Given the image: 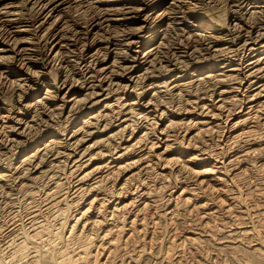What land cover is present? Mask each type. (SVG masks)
<instances>
[{
    "label": "bare ground",
    "instance_id": "1",
    "mask_svg": "<svg viewBox=\"0 0 264 264\" xmlns=\"http://www.w3.org/2000/svg\"><path fill=\"white\" fill-rule=\"evenodd\" d=\"M0 264H264V0H0Z\"/></svg>",
    "mask_w": 264,
    "mask_h": 264
},
{
    "label": "rangeland",
    "instance_id": "2",
    "mask_svg": "<svg viewBox=\"0 0 264 264\" xmlns=\"http://www.w3.org/2000/svg\"><path fill=\"white\" fill-rule=\"evenodd\" d=\"M249 25H250V24H249ZM249 25H248V26H249ZM183 45H185V44H182V46H181V47H182V49L180 50V51H181V53H182V52H184L183 48H184L185 46H183ZM189 46H190V45H189ZM189 46H188V47H189ZM179 47H180V46H179ZM188 47H187V45H186V47L184 48V49H185V51H186V49H187ZM182 50H183V51H182Z\"/></svg>",
    "mask_w": 264,
    "mask_h": 264
}]
</instances>
